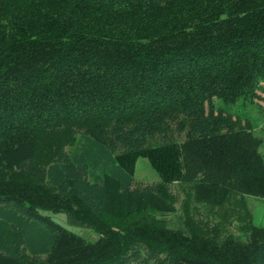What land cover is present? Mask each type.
<instances>
[{
	"label": "trees",
	"instance_id": "trees-1",
	"mask_svg": "<svg viewBox=\"0 0 264 264\" xmlns=\"http://www.w3.org/2000/svg\"><path fill=\"white\" fill-rule=\"evenodd\" d=\"M259 92L264 0H0V203L50 234L45 252L0 249V264H264V228L215 244L102 220L173 213L174 196L158 190L172 184L199 203L264 198L261 140L249 119L214 105L261 110ZM139 158L156 186L127 188ZM54 163L62 176L50 183L39 174ZM80 167L100 173L86 184ZM40 211L99 237L87 242Z\"/></svg>",
	"mask_w": 264,
	"mask_h": 264
},
{
	"label": "rangeland",
	"instance_id": "rangeland-1",
	"mask_svg": "<svg viewBox=\"0 0 264 264\" xmlns=\"http://www.w3.org/2000/svg\"><path fill=\"white\" fill-rule=\"evenodd\" d=\"M259 95L264 98L263 93L259 92ZM256 102L261 105V110L254 105H247L244 108L239 105L235 107L225 106L219 100H214V105L217 108L230 111L240 118L249 119L248 125L252 126L253 135L261 140L258 152L262 157L264 165V103L262 100ZM79 148L80 145L77 143L75 147H69L65 150L69 154H73ZM100 154L102 158L107 156L104 152H100ZM59 168L60 171L63 170L61 163H54L50 167V170L45 171V173H40L42 175L39 174V176L53 183L56 177L60 178L62 176L57 175L59 174ZM80 169L82 172L78 169H75V172L76 174L79 173V176L82 173V182L85 181L84 183L86 184V181L92 182V177L100 173V171H96L95 174L91 172L86 173L84 167H80ZM24 173H29L26 168L22 170L18 169V171L13 170L9 174L20 177ZM158 182L159 178L150 168L147 160L139 158L135 164L134 179L129 182L127 188L136 189L143 186H156ZM54 184L64 194L72 192V186H69V181H63L62 186L58 181ZM78 184L81 185L82 183L80 182ZM158 188L160 192L174 196L175 206L173 213L163 215L152 211H145L142 213L122 214L117 217L102 214L104 224L108 228L123 232L136 223L146 222L152 227L180 230L189 234L196 233L200 237L215 244L221 243L228 237H232L241 242L246 241L249 235V225L253 228H264V198L230 195L222 204L213 205L211 203H199L195 201L191 186L172 184L168 189L163 187ZM6 210H8L6 205L0 203V249L8 251L15 250L17 252H45L50 242V234L44 232L42 226L40 227L33 221L22 218L18 219L16 216L20 212L10 214ZM39 213L49 217L55 224L87 242L94 243L99 237L98 233L91 228L68 223L63 213H52L49 211H40ZM248 215V225L242 228L244 223L248 221ZM38 240L40 243H38Z\"/></svg>",
	"mask_w": 264,
	"mask_h": 264
}]
</instances>
